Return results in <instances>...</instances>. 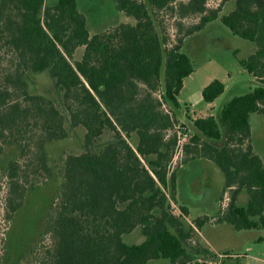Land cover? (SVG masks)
Segmentation results:
<instances>
[{"label":"trees","instance_id":"obj_1","mask_svg":"<svg viewBox=\"0 0 264 264\" xmlns=\"http://www.w3.org/2000/svg\"><path fill=\"white\" fill-rule=\"evenodd\" d=\"M209 1L115 0L127 17L92 33L78 0H0V157L10 147L18 151L0 167L5 222L14 221L32 189L56 174L61 179L31 252L34 264H206L220 257L196 239L206 223L264 229V160L251 125L253 113L264 115V0H221L212 8ZM228 2L231 10L221 13ZM166 10L177 19L174 39ZM192 16L198 22L185 26ZM218 19L254 43L240 63L259 83L217 117L184 118L179 95L195 71L185 40ZM30 70L47 71L54 94L32 93ZM225 89L215 79L204 99L213 102ZM181 125L192 130L183 163H216L226 178L221 199L229 194L215 215L192 223L177 197L181 165L173 166ZM70 141L74 147L52 165L48 145ZM243 191L246 205L238 202ZM138 227L145 240L127 243L124 235Z\"/></svg>","mask_w":264,"mask_h":264},{"label":"rangeland","instance_id":"obj_2","mask_svg":"<svg viewBox=\"0 0 264 264\" xmlns=\"http://www.w3.org/2000/svg\"><path fill=\"white\" fill-rule=\"evenodd\" d=\"M220 1L210 0L209 6L217 7ZM78 3L81 11L88 18V27L92 33L116 25L127 17L118 10L115 0H78ZM231 8L232 4L228 2L223 6L221 13H227ZM161 14L168 32L174 39L177 35L176 17L170 10ZM198 20V17L192 16L186 18L183 23L188 27L196 24ZM183 50L191 56L195 65V71L184 79V87L179 95L181 103L179 114L184 118H187V114L192 118L209 115L217 117L228 100L253 89L259 83L240 63L241 59L253 53L254 43L234 35L219 19L210 22L202 31L187 37ZM215 79L222 80L226 89L215 101L207 102L204 99L203 90ZM26 80L32 93L51 95L55 92L54 81L47 71L30 70L26 74ZM251 125L255 151L264 160V115L253 113ZM79 134H82L81 130ZM189 135L192 136L191 129ZM73 147L74 143L71 141L49 144V162L55 165L62 159L63 151ZM184 153L183 151L174 160L173 166L178 163L181 165L177 172L178 199L189 206L190 214L182 213L180 207L182 202H173V206L177 214L180 210L184 218L192 223L198 216L215 215L229 201L226 198L227 194L221 199L226 179L221 168L205 158L190 159L184 164L182 161L186 156ZM17 154L16 147H10L7 154L0 157V167L9 158H15ZM5 182L4 171L0 168V258L4 261L3 264H17L19 258L27 256L23 264H34L31 252L33 248L39 247L38 239L50 216L51 203L60 187L61 179L56 174L32 189L27 195L25 205L17 212L14 221L9 225L4 220ZM248 196L247 191H243L238 202L246 205ZM202 231L205 239H202V243H212L220 250L219 254L232 255L231 259H225L223 264H234L231 262L235 261H238V264H264V240H258L259 237H264L263 228L236 230L229 223H206ZM196 239L200 242L199 233ZM124 240L129 244H138L143 242L145 237L138 227L133 232L125 234ZM148 264L171 263L167 259H160L150 261Z\"/></svg>","mask_w":264,"mask_h":264},{"label":"built area","instance_id":"obj_3","mask_svg":"<svg viewBox=\"0 0 264 264\" xmlns=\"http://www.w3.org/2000/svg\"><path fill=\"white\" fill-rule=\"evenodd\" d=\"M179 128V136H180V139H179V142H178V145H177V151H176V155H175V158H178L179 155L182 154V152L184 151V145L189 141L190 139V135H189V131L188 130H185L186 127L185 126H178ZM227 200L229 201V195L227 193ZM175 213H177L175 211ZM179 213H181V211L179 210ZM219 259L217 260H211V261H208L206 264H223L225 262V259H231L232 255L231 254H227V253H224V254H219Z\"/></svg>","mask_w":264,"mask_h":264},{"label":"crops","instance_id":"obj_4","mask_svg":"<svg viewBox=\"0 0 264 264\" xmlns=\"http://www.w3.org/2000/svg\"><path fill=\"white\" fill-rule=\"evenodd\" d=\"M242 193V192H241ZM240 193V194H241ZM240 196V195H239ZM178 197V196H177ZM219 199V202L221 203V201H220V197L218 198ZM179 200V199H178ZM180 202H182L181 200H179ZM182 204H184L185 206H187V207H189L188 205H186V203L185 202H182ZM219 211V210H218ZM209 215V214H208ZM216 223H219V222H216V221H211V222H209V224H216ZM205 226V225H204ZM203 226V227H204ZM203 229V228H202ZM202 229L201 230H199V229H197V232L199 233V235H200V243L202 244V245H204V246H207V247H209L212 251H214L215 253H217V254H219V253H221L220 252V250H218L217 248H215L213 245H212V243H207L206 241V244H204V243H202V239H204V233H203V231H202ZM197 233V234H198ZM205 240V239H204ZM258 240H264V237H259L258 238ZM231 261V260H230ZM231 263H234V264H238L239 262L238 261H235V262H231Z\"/></svg>","mask_w":264,"mask_h":264}]
</instances>
